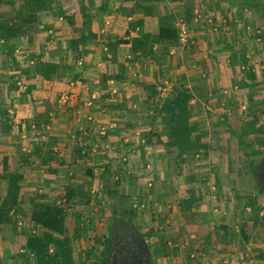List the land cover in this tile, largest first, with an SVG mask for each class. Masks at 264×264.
I'll list each match as a JSON object with an SVG mask.
<instances>
[{"label": "crops", "instance_id": "crops-1", "mask_svg": "<svg viewBox=\"0 0 264 264\" xmlns=\"http://www.w3.org/2000/svg\"><path fill=\"white\" fill-rule=\"evenodd\" d=\"M0 1H3V10L17 8L18 11L23 4V0L21 3L16 0ZM190 1L193 3L191 24L180 18L185 9L184 2ZM218 1L184 0L170 3L168 0H59L53 11L36 15V23L29 35L36 41L34 46H25L27 36L16 42L15 46L23 44L24 52L29 50L27 55L35 61L40 58L42 62L58 64L62 59L65 60L63 51L73 37L67 26V18L76 17V24L80 27L82 17H87L90 20L89 34H85L90 37L80 48L84 52L81 58L83 66L78 68L70 57L66 60L75 74L79 75L75 82L71 81V76L62 83H49L33 77L32 68L26 69L23 61L14 58L12 43L0 50V111L4 110L6 119H9L7 122H2L3 119L0 121V129H11L8 135L5 133L8 137L5 144H0V152H3L0 157L3 165L7 166L6 170L15 165L23 175L22 202L31 189L40 187L39 184L43 185L45 195L38 199L45 203L63 198L69 189L75 191L79 204L69 209L66 221L67 237L71 241L73 253L75 243H90L91 236L84 233L86 227L82 226L91 210L89 207L95 205L94 202H107L108 198H112L110 203L115 205L124 189L127 196L136 195L135 202L144 203L145 208L149 200L150 214L153 216L151 221H155V224L149 229L138 228L148 244L155 246L154 237L161 233L159 228L163 227V242L170 247L172 241L175 255L179 258L189 255L196 263L210 264H264V194L259 195L257 191L244 193L240 188L246 173L245 151L239 148L236 139L230 137L231 131L239 130L251 115L260 117L264 114V38L260 31L254 28L251 30L249 23H243L247 15L240 17L230 8L232 4ZM144 12H151L152 15L145 16ZM196 14L198 22L195 20ZM138 19H142V27L131 31L130 26ZM179 20L190 26L195 45L189 51L179 47L170 49L169 57L160 69L145 60L131 64L130 45L117 47V64H112L111 56L103 48L106 42H131L146 33L155 32L159 26L176 28ZM209 20L211 23H208ZM258 40H261L260 44ZM157 50L159 48L155 47ZM122 63L126 67L124 80L108 82L107 89L113 97L120 94L119 90H123V97L129 104L134 100L136 103L133 105L143 101L144 94L140 87L153 84L158 70L163 75V86L158 88L157 96L149 100V103L165 101L174 88L183 86L189 91L192 97L191 124L196 125L205 137V153L202 152L193 158V162L179 167L170 154L171 150L164 148L168 134L158 119L151 123L147 118L136 117V126L130 131L124 128L119 112L103 114L99 105L101 77L104 72L116 73ZM12 65L29 71V76H22L19 71L14 73ZM249 72L254 75V79L248 76ZM13 76L18 79L16 92L8 96L7 86ZM18 84L22 87H18ZM256 85L257 89L261 88L260 91L254 90ZM200 87H205L204 95L199 91ZM165 88H168L166 93H162ZM112 91L116 92L115 95ZM64 93L72 96V102L65 111H56V101ZM94 94H97L96 100L91 107H87V102ZM240 103V111H234L233 107ZM51 115L52 131L43 146L46 150L49 143L52 145L51 151L57 162L43 164L41 154L40 158H30L24 164L21 157L30 155L34 146L41 144L36 131H40L44 125L43 120L49 122ZM90 116L92 121L88 120ZM233 121L238 122L237 128H229ZM100 127L107 128L106 137L98 135ZM138 135L146 140L145 147L138 145ZM153 135L158 137V141H153ZM126 140L128 144H124ZM149 141L154 144H149ZM258 141L260 144L262 139ZM251 143L254 151L258 152L259 149ZM95 148L97 152L93 153ZM134 148L136 153L133 154ZM262 150L264 147L260 152ZM78 153L81 157H78ZM122 157H125V163L121 161ZM232 165L239 168L237 173L241 174L236 190ZM149 166L151 171L147 172L145 168ZM149 182L152 184L151 189L146 187ZM109 184L113 186L112 189ZM144 187L151 194L147 198L142 195L139 198L138 193ZM105 188L110 189L111 195L104 194ZM134 188L137 194H134ZM190 191L195 192L198 203L189 211H183L179 203L188 199ZM249 199H257V207H245L244 203ZM33 200L32 197L29 203ZM88 201L89 204H86ZM99 210L102 212L103 209L100 207ZM145 211L137 212V215ZM126 212L120 211L121 214L117 215L115 211L113 214L122 216ZM25 213V221L35 231L21 229L13 238L14 241L18 239L16 243H5L3 247L0 239L2 264L7 260L10 264L32 262L20 251L24 250L26 237L39 234L40 230L30 223V210H25ZM93 213L89 217L97 214L98 210L93 209ZM103 214L104 211L100 216ZM135 221L132 222L136 227ZM98 223L99 230L92 234L97 237L91 240L93 244L103 243L106 239L104 231L111 229V223L104 228V219H97ZM245 227L248 242H244L241 237V230ZM94 230H97L96 227ZM149 230L153 231V239L147 238ZM223 230H226V235H223ZM169 236L174 239H168ZM209 238H212L210 243ZM217 254L221 256L215 258Z\"/></svg>", "mask_w": 264, "mask_h": 264}, {"label": "trees", "instance_id": "trees-1", "mask_svg": "<svg viewBox=\"0 0 264 264\" xmlns=\"http://www.w3.org/2000/svg\"><path fill=\"white\" fill-rule=\"evenodd\" d=\"M168 1L170 3L184 2V0ZM242 1L244 2V7L250 9L251 11H255L257 14L261 12V17L264 18V6L260 3L258 4L256 0ZM184 3L185 9L180 18L191 24L193 3L192 1ZM58 4L59 0H23V4L18 9L15 18L0 23V41H4L7 45L12 43L15 47V43L18 39H22L26 35H30V32H32L31 29L36 23V15L38 13L51 12ZM144 15L151 16L152 13L144 12ZM76 19L77 18L73 16L67 18V26L70 28L73 37L63 51L65 60L62 59L60 63L55 64L52 62H42L40 58H38L34 67L31 69L33 77H39L43 81L49 83L65 81L70 76L72 82L78 80L79 75L75 74L73 67H71V64H68L66 60L68 57L72 58L74 63H76L77 60H82L81 58L84 55V52H81L80 48L82 44L86 42L87 38L90 37V35H87L89 34L90 20L87 17H82L83 22L81 26L78 27ZM142 25V19H138L130 26V30L134 31L136 28L142 27ZM26 41V46L30 48H32L36 43L32 37H28ZM120 45L131 46V64L145 60L153 66H158L160 69L166 58L169 57V50L178 47L177 30L170 26H159L155 32L146 33L140 38L133 39L128 43L125 41L104 43L103 48H105L107 53L111 56L110 61L112 64H117L115 53L117 47ZM17 46L18 45H16V47ZM155 47L159 48V50L155 51ZM27 52L30 51L27 50ZM11 69L14 73L15 71H19L22 76H29V71H22L17 65H12ZM125 69V64L122 63L118 66L116 73L113 71L104 72V75L101 77L102 94L99 99V105L103 110V114L109 111L119 112L123 118L122 120L124 121V128L129 129L130 131L136 126V122H134L136 117L147 118L151 120V123L158 119L161 127L168 134L164 148L171 150L170 154H172L174 161L179 167H182L187 162H193V158L195 156H200L202 152L205 153L207 150L205 137L203 138L196 125L191 124L190 102L192 97L189 91H187L183 86L174 88L171 90L169 98L165 101L161 103H149V100L154 99L157 96L158 88L163 86V75L162 72L158 70L154 75L153 84H143L140 87L142 89L141 92L144 94L143 101L133 105L136 103V100H134L129 104L123 97L124 92H121L123 90H119L120 94L113 97L107 89L108 82H121L124 80ZM14 76L11 77V83L7 86L8 96H13L16 92L15 84L18 79ZM248 76H250L251 79H254V75L251 74V72H249ZM254 87V90H256L258 85ZM262 87L264 89V85ZM241 89L245 90L244 86H241ZM257 90L260 91L261 88ZM27 91L30 92V89H27ZM199 91H202L201 93L204 95V92H206L205 87H200ZM253 103V100L250 99V104L253 105ZM134 106L135 109H133ZM5 113L6 112L4 110L0 111V121L3 119L2 122L9 121V119H6ZM47 122L48 121H42L44 125ZM238 126V122L233 121L231 122L229 128H237ZM37 128L40 129V126ZM5 130V132L9 134L11 129L9 127H5ZM230 137L236 139L239 148L245 151L243 154L246 158V165L249 167L252 166L253 162L251 159L260 157L262 153L259 151L255 152L253 144L250 141L246 143V139H262L260 145L261 147H264V114L260 117L251 115L239 130L236 129L231 131ZM152 138L153 141L155 139L158 141V137L156 135H153ZM153 141H149V144H154ZM51 149L52 145L50 143L46 150L44 149L43 144L35 145L32 153L30 155L22 156L21 160L24 164H26L30 158H40V155L43 154V164L56 163V156L52 154ZM78 157H81L80 153H78ZM12 167L13 168L10 170L4 171L0 176V180L6 182L5 196L0 203V228L11 227L14 231H16L17 226L23 217L21 191L24 178L23 175L15 168V165ZM232 169L235 173L233 182L236 190L239 187L237 180L241 178V174L240 172L237 173L239 168L232 165ZM107 188H105L104 194L111 195L112 192ZM258 194L263 195L264 193L258 192ZM60 201V204H58L59 201L56 203H45L42 200L35 199L30 203L29 221L40 230L39 234L33 236L29 235L26 237L24 245V251L27 256L32 257L33 264H79L72 251L71 241L67 237L66 229L69 209H71L72 206L79 204L76 200L75 191L73 189H69L65 192L64 197ZM197 203L198 198L195 196V192L190 191L188 199L185 202L179 203V207H181V210L183 211H189L191 207ZM86 204H89V201ZM244 206L247 208L257 207V199H249L246 203H244ZM123 216L133 221L137 218V212L130 209V211H127L123 214ZM225 232L226 230H223V235H226ZM109 234L111 235V229H109ZM147 235L152 236L153 231L149 230ZM241 237L244 242H248L246 227L242 228ZM211 239L212 238L208 239L209 243ZM101 247L102 249L98 257L94 256V258H96L95 261L86 260V263L81 262L80 264H109L110 237L104 239L103 243H101ZM163 247L166 249L164 242ZM216 256L219 258L221 254L215 255V258ZM181 264L210 263H196L189 258V255H184Z\"/></svg>", "mask_w": 264, "mask_h": 264}, {"label": "rangeland", "instance_id": "rangeland-1", "mask_svg": "<svg viewBox=\"0 0 264 264\" xmlns=\"http://www.w3.org/2000/svg\"><path fill=\"white\" fill-rule=\"evenodd\" d=\"M16 1L18 3L19 2L21 3V0H16ZM221 1L222 0H220V2ZM256 1H257L258 4L260 3L262 6H264V0H256ZM223 2L229 3L230 5L232 4L230 8L232 10H234V12L237 13V15H239L240 17L243 16V15H247L242 20L243 23L245 25L247 23H249V25L251 27V30H253V28H254V29H256V31L257 30L260 31L261 32V36L264 38V18L261 17V14H260L261 12L257 14L255 11H253V10L251 11L250 9H247L246 7H244L243 9H241L240 7L241 6H244V2L242 0H223ZM1 4H3V1H0V19H3L4 21H1L0 23L9 21V19L15 18L16 14H17V8H15V9L8 8V9H4L3 10V6ZM2 10L5 11V12H3ZM245 11H247V13L246 14H243V13H245ZM31 30H33V28ZM26 36L29 37V35H26ZM18 41H21V39H18L16 42H18ZM22 71H24V70H22ZM56 82H59V81H56ZM62 82L63 81H61V83ZM241 103L238 104L237 106L233 107V109L235 108L234 111H236V112L237 111H240V109H241ZM249 111L250 112H255L254 110H251V109H249ZM5 133L6 132L3 129H0V144H2V145L5 144V142L7 141V138H8L5 135ZM258 139L259 138H254L251 142H253L255 144V147L257 149H259V152H260V149L263 148V147H261V145L259 144ZM248 141H250V140L249 139L248 140L246 139V143ZM2 153L0 152V156L2 155ZM260 153H262V155L260 157H258V158H255L254 160L260 161V159H262L264 157V150H262ZM3 163H4L3 162V159H2V157H0V176L7 169V166L3 165ZM247 167L248 166L246 165L245 168H244V170L247 169ZM33 170H35V169H33ZM245 172H246V170H245ZM245 177H246V173H245ZM240 184H241L240 186H241L242 191H245L244 193H252V192H254V190L252 189V187L249 185V182L245 178H244V180L242 179V183H240ZM39 186H40L39 188L38 187H35L34 189H31V191L28 192L29 195L28 196H25V201L23 202V207H22V215H23V217L20 220V223H21L22 226L21 227H18L17 226V230L16 231H14L11 227L0 228V239L2 240V243H1V246L2 247H3V244H5V243H12V242H15L16 243V240H18V239H16L14 241L13 238H14V236L17 235L18 231L21 230V229L22 230L23 229H27L29 232H31L33 230L35 231V229L34 228H31L29 226L30 224L25 221L27 219V216H26L27 214L25 213V210L26 211H29L30 210V203H29V201L32 199V197L34 199H38V198L40 199V198H42L45 195L44 189L42 187L43 185L42 184H39ZM109 188L112 189L113 186L112 185L110 186V184H109ZM123 191H124L123 195L120 196L117 199V201H116L117 203H115V205H113V206L110 203V201H111L112 198L111 199L108 198V201L107 202H104V203H96V202H94L95 205H92L90 207L88 206L89 209L91 208V210L87 214L86 222L83 223L82 226L86 227L84 229L85 230L84 233H88V235L91 236V240L92 239L95 240L97 238V237H94L92 235L93 233H97V231L99 230V223L96 224V220L97 219H98V221L101 220V219H104V225L106 224V226H104V228L105 227L107 228V225L112 222L113 217L121 214L120 211H124L125 212V211H129L130 210L129 208L135 202V199H137V196L136 195L135 196H132L131 194L127 196V194L125 192L126 190L123 189ZM5 192H6V182L0 180V203L2 202V200L4 198ZM134 194H137V190L135 191V188H134ZM150 194L151 193L150 192L148 193L145 190V187H144V188H142V191L140 193H138V196L140 198V195H142L143 197H146L147 198V197L150 196ZM30 196H32V197H30ZM84 198L85 199H88L87 197H84ZM61 199L62 198L59 197V200H56L55 199V200H53V202L56 203L57 201H60ZM145 204H146V202H145ZM147 204H148L147 206L148 207L150 206V208H148L146 206V209L147 210L145 211V213L140 214V215H137V218L138 217L140 218V219H136V220H138V223H136L137 221L134 220L135 221V225H136L137 228H140L141 227L143 229H145V228H148L149 229V227H152L155 224V221H151V219H152L153 216L150 214L151 213L150 212L151 211V205L149 203V200H148V203ZM100 207L103 209L102 212L104 211V213H105V214H103L101 216H100V213H102V212H100L101 210H99ZM93 209H97L98 210V213L95 214L94 216L89 217V215L94 214L93 213ZM111 210L114 211V212H112ZM115 211L118 212L117 215L116 214L115 215L113 214V213H115ZM93 223H94V225H93ZM138 224H140V225L138 226ZM90 227H92V230H91ZM95 227H96L97 230H94ZM104 232H105V236L104 237L105 238H109L110 237V234H109L108 229L105 230ZM20 233H21V231H20ZM162 234H164V233H160V234L158 233V235H155V237H154V239L156 240L155 241V246L151 245L150 243L147 244L148 245V248L150 250V254H151L152 258L154 259L155 264H181L183 258L181 256L179 258V257H177L175 255V250L176 249L174 248L172 241H171L172 247H169V246L167 247L166 246V249L163 247L162 242L165 241V234L164 235H162ZM147 236H148L147 238L153 239V235L152 236L147 235ZM168 239L172 240V239H174V237L169 236ZM91 240H90V243L87 244V245L80 244L79 242L78 243H75L76 245H75V247H74L73 250H74L75 258H76V260L78 261L79 264L81 262H85L86 260L87 261L88 260L89 261H93V260L95 261L96 258H94V256L95 257H98V255H99V253L101 251V244H99V243L93 244V243H91ZM0 253H1L0 254V264H2L1 256L3 255V252H2V248L1 247H0ZM5 264H10V262L7 260ZM25 264H33V262H27Z\"/></svg>", "mask_w": 264, "mask_h": 264}, {"label": "flooded vegetation", "instance_id": "flooded-vegetation-1", "mask_svg": "<svg viewBox=\"0 0 264 264\" xmlns=\"http://www.w3.org/2000/svg\"><path fill=\"white\" fill-rule=\"evenodd\" d=\"M252 162L245 179L254 191L264 193V157ZM147 244L129 218L116 216L111 222L109 264H155Z\"/></svg>", "mask_w": 264, "mask_h": 264}, {"label": "built area", "instance_id": "built-area-1", "mask_svg": "<svg viewBox=\"0 0 264 264\" xmlns=\"http://www.w3.org/2000/svg\"><path fill=\"white\" fill-rule=\"evenodd\" d=\"M195 20H196V22H198V20H199V18L197 17V14H196V19ZM208 23H211V21L209 20ZM175 29L177 30L178 47L180 49L184 50V51L191 50V48L195 45V39L193 37V33H192V30H191L190 26L186 22H184L183 20H179V22L176 23V28ZM257 43L260 44L261 40H258ZM5 45H6V43L4 41H0V50L3 47H5ZM25 46H23V44L18 45L17 47L15 46L13 48V56L16 59H19L21 62L23 61L24 62V67L26 69H31V68L34 67L36 61L34 59H32L31 57H29L28 56L29 54L27 52L26 53L24 52V50H25L24 47ZM105 52H106V50H105ZM108 59H110V57H108ZM75 65L78 68H81L83 66L82 60H77ZM18 87H22V86H20V84H18ZM167 89L168 88H165V90L162 91V93H166ZM112 92H113V95H115L116 92L115 91H112ZM96 95L97 94H94V95H92L90 97L89 101L87 102V107H91L92 106V102L96 100ZM71 102H72V96L69 93L61 94L58 97V99L56 101V104H55L56 111H65L69 107ZM88 120L92 121V117L90 116L88 118ZM52 123H53V115H51L49 117V122L47 124L43 125L41 127L40 131H36V129L33 128V130H35L37 132L38 141L41 144H44V143H46L48 141V134L52 131ZM98 133H99L98 135L100 137H106L107 128L100 127L99 130H98ZM137 137H138V145H140L141 147H145L146 146V140L144 138H140L139 135ZM72 138L74 139V137H72ZM128 143H129L128 140H126L124 142V144H128ZM53 151L56 152V149H53ZM135 151L136 150L134 148V150L132 151L133 154H134ZM92 152L96 153L97 149L95 148ZM121 161L123 163H125L126 162L125 157H122ZM145 169H146L147 172L151 171L150 170V166L146 167ZM146 187L148 189H151L152 188L151 182H149L146 185ZM60 203H61V201L58 202V204H60ZM132 209L134 211L138 212V213L144 212L146 210L144 203L138 202V201L134 202L132 204ZM21 226H22L21 223H19L18 227H21ZM159 232L163 233L164 232V228L160 227L159 228ZM170 247H172V245H170ZM20 254L27 256L24 250H21ZM27 257H29L30 260H32L31 256H27Z\"/></svg>", "mask_w": 264, "mask_h": 264}]
</instances>
